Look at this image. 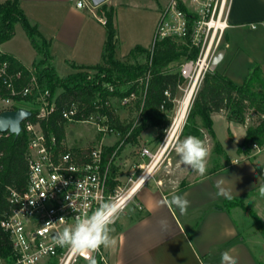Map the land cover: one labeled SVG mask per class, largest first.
<instances>
[{
  "label": "built area",
  "instance_id": "2783aa9c",
  "mask_svg": "<svg viewBox=\"0 0 264 264\" xmlns=\"http://www.w3.org/2000/svg\"><path fill=\"white\" fill-rule=\"evenodd\" d=\"M232 1L169 0L162 9L150 49L154 50L158 41L165 37H189L191 43L198 48L197 56L187 59L181 66L184 81L179 84L178 89L183 91L182 97L178 99L176 95L172 98L171 91H165L166 98L161 107L165 108L167 99L171 98L174 102L177 101L179 106L164 132L169 130L170 133L173 130L182 101L188 90L193 87L187 109L189 113L206 72L215 68L212 63L214 54L221 47L229 46L225 41V32L229 27ZM77 6L84 7L87 4L84 0H77ZM100 21L105 24L106 19L101 17ZM251 26L255 28L257 24L252 23ZM3 53L5 52L0 45V54ZM28 69L29 79L22 85L24 71L13 70L9 60L0 59V112L18 107L32 111L31 116L21 122V132L27 136L29 182L23 192L10 188L11 210L1 220V227L9 234L12 255L9 258L0 255V264H81L82 261L90 263V260L82 255H73L68 247L56 245L53 239L55 234L65 227L74 226L76 217L90 215L101 203L120 200L168 143L163 144L164 140L158 152L152 151L147 145L142 146L139 151L142 161L132 167L133 172L125 175L127 160H119V153L124 144H129L126 143L129 133L122 137L118 130L106 123L105 115L99 119L95 116L85 118L76 104L62 110V116L67 122H94L100 133L115 134L117 143L108 153L107 146L102 143L87 148H73L66 144V139L59 142L55 135L49 136L43 121H47L53 114L60 91L53 96L50 89L42 87L39 77L41 67L31 66ZM150 77L149 69L136 79L142 99L146 96ZM135 98L137 94L132 91L118 99L122 105L129 106L134 104ZM20 101L29 102L33 107L19 106ZM184 125L185 119L178 131ZM6 134L10 132L0 131V138ZM261 148L255 145V150L259 151ZM145 158H150V161L145 162ZM158 163L159 161L143 183L154 176L153 172ZM136 168L141 170V174L135 179L133 176ZM123 175L127 177L125 180ZM136 192L137 190L133 195ZM130 199L125 202V206ZM97 256L104 259L101 248L91 253L90 258L95 260Z\"/></svg>",
  "mask_w": 264,
  "mask_h": 264
},
{
  "label": "trees",
  "instance_id": "16d2710c",
  "mask_svg": "<svg viewBox=\"0 0 264 264\" xmlns=\"http://www.w3.org/2000/svg\"><path fill=\"white\" fill-rule=\"evenodd\" d=\"M99 13L106 19L107 39L103 50V62L95 65H75L76 70L69 74H60L56 69L55 57L49 51V43L43 39L38 43L41 33L37 25L32 24L21 6L20 0L0 2V44L13 38L17 23H21L37 53L39 62L32 66L41 67L39 77L43 88H48L53 96L57 89L56 108L43 126L49 136L55 135L59 142L66 137V119L62 110L76 104L84 117L95 116L99 119L106 116V123L118 130L126 143H137L142 130L148 125L159 127L157 140H160L164 129L170 124V113L174 110L178 86L184 81L181 66L184 61L195 58L198 48L190 38L165 37L158 41L154 50L136 45L126 59L116 57L117 30L114 23L115 10L106 2L99 6ZM0 59H7L13 70H23L22 85L29 79V69L13 54H0ZM151 71L145 98L140 96V87L136 79ZM171 91V99H167L165 108L161 105L166 98L165 91ZM135 91L137 98V114L123 120L111 105L112 97L119 98ZM108 102V103H107ZM132 105V104H131ZM224 113L229 121L246 125V133L238 146V152L246 156L252 154L255 145L264 146V63L254 66L243 83H237L226 73L214 68L207 71L194 101L191 105L187 123L182 136H203L202 128L215 141L218 151L225 152L213 129V115ZM201 119V123L198 122ZM125 144L123 145V147ZM114 146H107L110 151ZM0 255L11 257L12 249L9 234L1 227V220L10 212V188L25 191L29 182V164L27 158V136L6 134L0 138ZM225 157L228 156L225 153ZM221 169L216 167L215 170ZM234 207L247 209L244 201L237 197L226 199L224 208ZM258 223V214L250 210ZM96 264L101 260L98 256Z\"/></svg>",
  "mask_w": 264,
  "mask_h": 264
},
{
  "label": "crops",
  "instance_id": "0c3cea01",
  "mask_svg": "<svg viewBox=\"0 0 264 264\" xmlns=\"http://www.w3.org/2000/svg\"><path fill=\"white\" fill-rule=\"evenodd\" d=\"M3 1L5 0H0ZM20 2L31 23L37 25L41 37L48 41L55 64L58 56L71 59L74 66L103 62L107 28L105 27L106 32H103L98 26L99 23L105 25L100 21L102 16L98 10L99 6L89 7L86 2L87 6L78 7L77 0ZM105 2L112 5L110 0ZM263 22L264 0L232 1L229 27L225 32V41L229 46L219 62L226 61V64L222 69L217 66L216 68L237 83H240L239 80H245L254 67L251 65L253 62L258 63L259 58L264 57ZM252 23L257 26L252 27ZM243 31H249L254 40V43L248 44L246 48L237 42ZM3 51L13 54L28 67L37 62L34 59L28 64L15 51ZM95 55L101 56L102 61ZM246 68L248 71L242 77L244 79H238L239 69L243 73ZM216 116L226 118L224 113H216L213 115V121ZM228 122L230 125L244 128V138L246 125L229 120ZM239 154L241 159L231 158L226 153L228 162L218 166L221 169H213L202 178L205 182L208 181V184L209 180H213L217 187L230 190L232 197L242 196L248 199L252 195L251 190L260 192V188L264 187L263 175L252 160L256 154ZM147 182L148 180L136 192L138 209L130 217H124L114 224L115 231L111 235L116 239V244L108 248L101 246L104 259H100V264H220L221 253L224 251H230L237 264H264L254 249V244H258L260 249L264 250L263 241L243 234L242 224L245 220L235 217V212L240 207L231 210L224 208L226 198L217 196L210 184L211 190L208 194H188L191 190L188 187L166 192L160 182L156 188L147 187ZM252 182L256 183L251 185ZM173 194L181 195L190 201L185 214H180L174 206L169 207L162 203ZM244 204L246 205L245 201ZM85 262L82 261L81 264H86Z\"/></svg>",
  "mask_w": 264,
  "mask_h": 264
},
{
  "label": "rangeland",
  "instance_id": "374dc122",
  "mask_svg": "<svg viewBox=\"0 0 264 264\" xmlns=\"http://www.w3.org/2000/svg\"><path fill=\"white\" fill-rule=\"evenodd\" d=\"M169 0H110L115 10L114 23L117 30L116 40V57L120 59H126L127 55L136 45H142L144 47L150 48L153 43L156 28L160 20L161 11L167 5ZM89 3V7L93 6L92 0H86ZM75 3V2H74ZM31 22V21H30ZM100 31L106 32L105 25L99 23ZM44 26L42 25V28ZM230 32V31H228ZM253 35V34H252ZM38 43H43V38L40 36L37 38ZM254 40L251 37L249 31L241 32V37L237 42L243 47H247L248 44L252 43ZM254 43V42H253ZM1 48L8 51H15L22 59L31 64L34 59L37 62L40 61V55L36 53V49L29 39L27 33L25 32L21 23H17L15 29V35L10 40L0 44ZM234 45V44H233ZM2 49V50H3ZM232 49V48H231ZM230 51V49H229ZM96 56V55H95ZM99 61H102L101 56H96ZM259 58V62H253L251 65L256 66L257 64L264 63V57ZM237 62V61H236ZM234 62V64H237ZM74 62L71 59L66 57L58 56L56 59V69L60 74H69L76 70ZM226 64V61H222L217 64L218 69ZM233 64V66H234ZM215 66V68H216ZM243 70V73L239 69V78L244 79L247 74V70ZM240 83L244 80H239ZM61 91L57 89V92ZM183 95V91L178 89L177 97L180 99ZM111 105L116 109L117 113L123 120H128L127 118L134 117L137 114V106L135 104L125 106L120 103L118 98H112ZM19 106H29L33 105L29 102L20 101ZM178 102L175 101L174 110L170 113V118H173L176 115L178 110ZM189 114V113H187ZM187 117L185 118V124L187 123ZM171 120V122H172ZM201 123V119L199 121ZM185 126V125H184ZM184 128V127H182ZM180 129L176 136L173 137V141L170 143L168 149L164 151L159 159L157 168L153 172V177H151L146 184L147 187H157V183L162 185V188L166 192L173 191L175 189L181 190L190 188L188 194H196L195 192H200L201 194H208L211 190L209 184L213 188V192L218 191V187L213 180L205 182L202 178L206 176L211 170L216 167H220L222 164H226L228 161L225 157V152L231 158L241 159L238 152V146L243 138L245 129L230 125L228 120L223 116H216L214 119L213 129L217 135L221 146L225 152L218 151L215 147V141L212 139L207 129L202 128L203 136L199 138L202 139L209 149L208 165L207 171L204 175H198L192 170L182 167L179 165V156L174 151L172 145H174L178 140H183L187 136H182L181 132L183 129ZM160 132L159 127L154 125L146 126L140 136L138 137L137 143H129L122 147L121 152L119 153V160H127V165L124 167L125 175H129L133 172L132 167H136V164L142 161V158L139 154L140 148L144 145H147L154 152H158L160 144L166 139L167 132H164L161 139L157 140V136ZM171 132L169 133L170 137ZM65 142L69 147L73 148H87L92 147L97 144H103L104 146H113L117 143V136L115 134H102L97 130V126L94 122L80 121V122H68L66 124V137ZM161 151V150H160ZM159 151V152H160ZM253 154H256L252 160H254L255 166L258 167L261 172L262 180L264 181V146L259 151H253ZM150 158H145V162H149ZM133 178H137L141 174V170L136 168ZM228 174V173H226ZM123 175V180L127 177ZM229 176V175H227ZM224 179V177H223ZM199 180V181H198ZM197 181V182H196ZM256 182H252L251 185H254ZM264 185V183H263ZM188 191V189H187ZM214 194V193H213ZM252 194L250 198L245 199L242 196H236L237 198L244 199L247 206V209L240 207L238 211L235 212V217L244 218L242 227L244 235H252L254 239H260L264 243V196L260 195V192L255 189L251 190ZM137 194H134L127 205L124 207L123 211L119 214L118 219L115 221V224L118 220H121L124 217H130L136 209H138L139 203L136 198ZM242 199V200H243ZM253 209L259 216L261 222L258 223L251 214L250 210ZM139 211V210H137ZM240 220V219H239ZM243 220V221H244ZM242 222V220H240ZM114 226V225H113ZM115 227V226H114ZM261 247L258 244H254V249L258 257L264 263V250L260 249ZM98 256L96 257V259ZM86 264H90L87 261Z\"/></svg>",
  "mask_w": 264,
  "mask_h": 264
},
{
  "label": "clouds",
  "instance_id": "9594fccd",
  "mask_svg": "<svg viewBox=\"0 0 264 264\" xmlns=\"http://www.w3.org/2000/svg\"><path fill=\"white\" fill-rule=\"evenodd\" d=\"M168 142L169 130L163 144ZM172 146L179 156L180 166L186 167L198 175L206 173L209 149L202 139L189 135L183 140H178ZM259 191L260 195L264 196V187H261ZM216 195L229 200L232 199L231 191L219 186ZM162 203L169 207L174 206L180 214H185L190 206L188 199L176 194H173L170 199H165ZM124 206L125 201L123 199L101 203L90 215L76 217L74 226L65 227L62 231L57 232L53 238L54 243L60 247H68L73 255H82L90 260V264H96L95 260L90 258L91 253L100 249L101 246L112 247L117 242L111 233L115 231L113 225ZM162 223L165 222L162 221ZM220 264H237V261L230 254V251H224L221 253Z\"/></svg>",
  "mask_w": 264,
  "mask_h": 264
},
{
  "label": "water",
  "instance_id": "95a60500",
  "mask_svg": "<svg viewBox=\"0 0 264 264\" xmlns=\"http://www.w3.org/2000/svg\"><path fill=\"white\" fill-rule=\"evenodd\" d=\"M106 0H92L93 5L100 6L105 3ZM227 49L226 47H221L214 54L212 63L216 66L224 57ZM32 111L25 107H18L16 109H8L0 112V131H9L13 134H19L22 129V120L30 117Z\"/></svg>",
  "mask_w": 264,
  "mask_h": 264
},
{
  "label": "bare ground",
  "instance_id": "6f19581e",
  "mask_svg": "<svg viewBox=\"0 0 264 264\" xmlns=\"http://www.w3.org/2000/svg\"><path fill=\"white\" fill-rule=\"evenodd\" d=\"M192 91H193V87L188 90L186 96L184 97V99L182 101L179 113H178L176 120H175L173 130L171 131V136L169 138L168 144L170 143L171 140H173V137L176 136V133H177L179 127L182 125V123L185 119V116L187 114V109H188V106L190 104L191 97H192ZM168 144L163 149H161V151L157 154L156 158L154 159L152 164L149 166V168L146 170V172L138 180L135 181V183L132 185V187L125 194H123L120 197V199H123L126 202L129 198L132 197L133 193L139 189V187L142 185V183L146 180V178L149 176V174L153 171V169H154L155 165L157 164V162L159 161L162 153L168 147ZM141 181H142V183H141Z\"/></svg>",
  "mask_w": 264,
  "mask_h": 264
}]
</instances>
